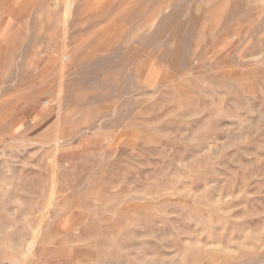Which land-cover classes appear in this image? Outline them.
Listing matches in <instances>:
<instances>
[{"label":"rangeland","instance_id":"rangeland-1","mask_svg":"<svg viewBox=\"0 0 264 264\" xmlns=\"http://www.w3.org/2000/svg\"><path fill=\"white\" fill-rule=\"evenodd\" d=\"M0 264H264V0H0Z\"/></svg>","mask_w":264,"mask_h":264},{"label":"bare ground","instance_id":"bare-ground-1","mask_svg":"<svg viewBox=\"0 0 264 264\" xmlns=\"http://www.w3.org/2000/svg\"><path fill=\"white\" fill-rule=\"evenodd\" d=\"M54 51H55V50H54ZM32 246H33V244H32L30 247H32ZM30 247H29V248H30Z\"/></svg>","mask_w":264,"mask_h":264}]
</instances>
